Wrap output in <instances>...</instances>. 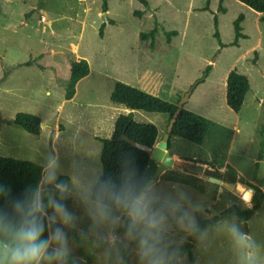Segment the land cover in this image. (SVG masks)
I'll list each match as a JSON object with an SVG mask.
<instances>
[{
  "label": "rangeland",
  "instance_id": "374dc122",
  "mask_svg": "<svg viewBox=\"0 0 264 264\" xmlns=\"http://www.w3.org/2000/svg\"><path fill=\"white\" fill-rule=\"evenodd\" d=\"M146 1L147 9L137 0H109L107 13H102L99 0H0V157L42 167L55 142L61 176L69 178L73 159L101 169V144L95 138L110 139L116 119L129 113L136 123L155 126L159 141L167 128L165 115L131 112L109 102L116 81L135 80L133 56L144 53L150 44L141 41L139 34L148 33L157 23L156 57H151L156 63H143L140 69L156 74L149 81L152 86L166 85L158 96L141 91L173 103L179 92L183 95L192 88L184 108L211 127L201 145L171 139L173 166L158 176L156 185L164 193L173 191V186L184 188L202 206L198 220L215 225L227 217L222 213L231 206L249 208L243 204L246 184L258 186L264 194V153L258 160L259 143L264 140V132L260 134L264 125V20L260 19L264 14L236 0L223 1L224 14L217 10L219 0ZM136 11L142 12L141 17ZM239 15L245 39L231 47L233 23ZM214 17L224 48L214 38ZM170 31L177 34L166 42L164 32ZM78 59L87 61L91 77L80 85L73 101H65L69 66ZM233 70L250 84L237 114L225 102L226 78ZM18 113L39 118V136L12 125ZM62 125L65 130L58 133L55 128ZM54 132L58 133L55 139ZM156 168L150 160L145 173L153 178ZM239 178L244 183H230ZM68 200L69 210L81 218L79 227L86 229L89 221L82 206L71 197ZM248 222L245 230L264 240V202ZM73 234L69 232L70 239ZM73 244L82 264H102L96 252L87 246L80 251ZM214 251L219 264H230L225 238L217 237Z\"/></svg>",
  "mask_w": 264,
  "mask_h": 264
},
{
  "label": "clouds",
  "instance_id": "9594fccd",
  "mask_svg": "<svg viewBox=\"0 0 264 264\" xmlns=\"http://www.w3.org/2000/svg\"><path fill=\"white\" fill-rule=\"evenodd\" d=\"M120 163V173L113 177L73 159L69 179L61 180L53 142L35 185L15 195L0 183V264H82L74 254L77 237L102 264H130V258L134 264H219L217 237L227 241L230 264H264V240L245 230L247 220L233 212L215 225L202 226L197 218L202 206L184 188L161 192L131 154L122 155ZM70 197L82 206L86 229L67 207ZM251 197L245 193V207L252 206ZM69 232L75 233L71 239Z\"/></svg>",
  "mask_w": 264,
  "mask_h": 264
},
{
  "label": "trees",
  "instance_id": "16d2710c",
  "mask_svg": "<svg viewBox=\"0 0 264 264\" xmlns=\"http://www.w3.org/2000/svg\"><path fill=\"white\" fill-rule=\"evenodd\" d=\"M102 2V13L108 11L107 2L109 0H99ZM139 1L146 9L148 8V3L146 0H137ZM224 0H219L218 12L225 13V9L222 6ZM239 3L245 5L250 10L257 14H264V0H236ZM136 16L141 17L142 12L136 11L134 13ZM264 18H261L260 21H263ZM243 21V16L239 15L233 23V32L234 40L229 46L234 47L238 46V41L240 39H245V36L241 33L242 28L240 26ZM110 25H114L115 22L108 20ZM158 24L154 23L153 28L148 33H140L139 38L141 41H150L152 46L155 41V36L158 34ZM214 27L215 34L214 38L219 44L220 47H226L225 44H222L219 32L217 29V18L214 17ZM104 25L99 28V36L103 35ZM176 31L164 32L166 37V42H170V38L176 35ZM89 74V65L86 60L79 59L70 63L69 68V79L65 87L64 98L66 101H70L75 94L76 84L85 78ZM250 89L249 80L246 76L238 73L236 70H233L228 73L226 78L225 85V102L227 107L233 113L237 114L243 107L246 94ZM183 96V95H182ZM179 96L174 103L164 101L158 97L149 95L141 90L130 87L120 82L114 84L113 90L109 96V102L113 105L122 106L129 111H139L147 114H162L167 117V125L169 120L172 118L178 101L182 98ZM133 113L127 115H120L115 123L110 139H99L98 142L101 144L100 150V166L104 172L105 176L116 177L120 173L121 169V157L124 154H131L134 159L137 167L141 173H145L147 166L149 165L150 158L149 156L138 149L132 148L129 144L120 141L119 138L124 134L129 140L134 141L138 144L153 147L158 142V131L155 126L150 124H140L133 121ZM12 125L23 130L27 134L33 136H39L40 120L38 117L27 114V113H18L12 119ZM211 127V123L206 119L195 115L194 113L187 111L184 107L180 114L178 115L173 128L170 134V141L172 138L182 139L186 142H189L194 145H201L204 141V136ZM264 125L260 130L261 136H263ZM259 153L258 160H261L264 153V140L261 139L259 143ZM258 168V163L255 166V170ZM42 167L19 161L11 158L0 157V183L8 185L11 187L13 194L18 195L25 189L28 185H35L41 176ZM61 180H68L66 176H60ZM244 183L242 179L233 180L230 183ZM253 194L251 197V208L240 209L236 206H231L225 212L222 213V216H229L231 213H237L241 218L249 220L254 213H256L262 206L264 202V194L262 190L255 185H249ZM69 204V200L66 201V205ZM199 222L202 226L212 225V221L208 219H200ZM47 234V233H45ZM75 235L73 234V237ZM78 245L79 250L81 251V245L79 244L78 237L74 240ZM186 248L189 252V260L191 261L193 257L194 241H190ZM89 263V261H88Z\"/></svg>",
  "mask_w": 264,
  "mask_h": 264
},
{
  "label": "water",
  "instance_id": "95a60500",
  "mask_svg": "<svg viewBox=\"0 0 264 264\" xmlns=\"http://www.w3.org/2000/svg\"><path fill=\"white\" fill-rule=\"evenodd\" d=\"M105 16L106 15L104 14L103 17L105 18ZM191 93H192V88L189 89L187 92H185L182 98L178 101L177 108L172 118L169 120V123L167 125V128L164 134L162 135L161 139L153 147H147V146L138 144L134 141H131L124 134H122L119 138L120 141H123L129 144L132 148L145 152L149 156L150 160H153L154 162L157 163V168L152 178L155 181L158 178V176H160L163 172H165L167 169L172 168L173 166V158L171 154L169 153V149H168L170 134L173 128V124L175 123L178 115L180 114L186 102L188 101ZM211 180L216 183H219V180H216V179H211Z\"/></svg>",
  "mask_w": 264,
  "mask_h": 264
},
{
  "label": "crops",
  "instance_id": "0c3cea01",
  "mask_svg": "<svg viewBox=\"0 0 264 264\" xmlns=\"http://www.w3.org/2000/svg\"><path fill=\"white\" fill-rule=\"evenodd\" d=\"M107 13V12H106ZM168 46H170V44H167ZM165 48H167V46L165 47ZM138 51H141V50H138ZM157 51V47H156V45H155V43L151 46L150 44H149V47H147L145 50H144V53L142 52H138L139 54H137V55H135L134 54V56L133 57H135V59H136V70L134 69V73H135V80L131 83V84H125V85H128V86H130V87H133V88H136V89H140V90H143V91H145V92H147V93H149V94H157L156 96H158L159 95V92H161L162 90H163V87L166 85V83H163V85L162 86H152L151 84V82H149L150 80H152V78L153 77H155L156 76V74L153 72L152 73V71H146V69H145V71H142L141 69H140V66H141V64H145L146 62L147 63H149V64H152V66L156 63L155 62V60L154 59H152L151 57H156V54H153V53H155ZM143 58V59H142ZM142 59V60H141ZM79 60V59H78ZM77 61V60H76ZM133 67H134V65H133ZM69 68H70V66H69ZM91 68L89 67V74L85 77V78H83L82 80H80L77 84H76V87H75V94H74V97L70 100V101H73L75 98H76V95H77V93H78V89H79V87H80V85L84 82V81H86L87 79H89L90 77H91ZM148 77V78H147ZM148 79V80H147ZM116 82H118V81H116ZM115 82V83H116ZM114 83V84H115ZM121 83V82H120ZM124 84V83H123ZM151 86V87H150ZM113 87H114V85H113ZM155 88V89H154ZM113 90V89H112ZM164 90L165 91H169V88H164ZM170 91H172V89H170ZM112 92V91H111ZM173 92V91H172ZM111 94V93H110ZM180 94H182V93H178L177 95H176V98H179V96H182V95H180ZM184 95V94H183ZM110 96V95H109ZM171 98V97H170ZM177 100V99H176ZM175 100V101H176ZM66 101V100H65ZM175 101H173V103L175 102ZM113 105V104H112ZM114 106H117V105H114ZM118 107H122V106H118ZM128 112V111H127ZM58 125H60V124H58ZM42 128H44V127H42ZM56 130H58V133H60V132H63L65 129H64V125H62V127H61V129H59L58 128V126H56V128H55ZM41 132V131H40ZM57 132H54V136H53V139H55L56 138V136H57V134H58ZM96 140H97V138H95Z\"/></svg>",
  "mask_w": 264,
  "mask_h": 264
},
{
  "label": "bare ground",
  "instance_id": "6f19581e",
  "mask_svg": "<svg viewBox=\"0 0 264 264\" xmlns=\"http://www.w3.org/2000/svg\"><path fill=\"white\" fill-rule=\"evenodd\" d=\"M248 192L252 193V191L250 189L245 190V193H248ZM244 197H245V195H244Z\"/></svg>",
  "mask_w": 264,
  "mask_h": 264
}]
</instances>
